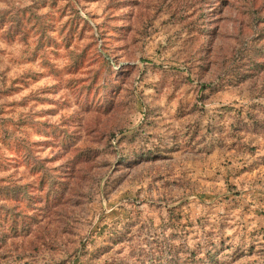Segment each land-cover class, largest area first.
Wrapping results in <instances>:
<instances>
[{
	"label": "rangeland",
	"instance_id": "374dc122",
	"mask_svg": "<svg viewBox=\"0 0 264 264\" xmlns=\"http://www.w3.org/2000/svg\"><path fill=\"white\" fill-rule=\"evenodd\" d=\"M0 264H264V0H0Z\"/></svg>",
	"mask_w": 264,
	"mask_h": 264
},
{
	"label": "trees",
	"instance_id": "16d2710c",
	"mask_svg": "<svg viewBox=\"0 0 264 264\" xmlns=\"http://www.w3.org/2000/svg\"><path fill=\"white\" fill-rule=\"evenodd\" d=\"M3 208H4L3 206H0V215H2L4 218H6V216H8V215H7L6 211L3 210Z\"/></svg>",
	"mask_w": 264,
	"mask_h": 264
}]
</instances>
